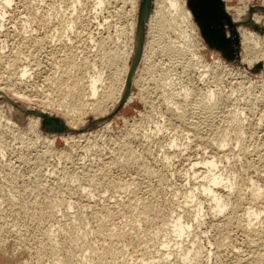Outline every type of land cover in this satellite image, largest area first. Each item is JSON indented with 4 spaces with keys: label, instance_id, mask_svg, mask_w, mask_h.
<instances>
[{
    "label": "rangeland",
    "instance_id": "1",
    "mask_svg": "<svg viewBox=\"0 0 264 264\" xmlns=\"http://www.w3.org/2000/svg\"><path fill=\"white\" fill-rule=\"evenodd\" d=\"M75 1L13 0L5 11V18L3 21L0 20V27H2L0 28V77L2 78L4 75V77H12L16 80V66H18L16 64H24L26 62L25 59L29 56L30 60L27 63L31 64L30 72L32 75L30 73L29 79H26L25 83L21 84L22 86L16 85V88H18L19 92L29 94L31 98L33 97V100L39 97L41 100L46 95L51 94L54 87L53 82L57 75V66L63 57L64 59L67 57L66 53L70 52L69 48L71 49L72 47L71 50L74 49L73 53L75 52L76 60L82 61L89 57L90 63H97L95 71L105 72L104 77H107L110 72L105 65L101 64V59L98 57L101 54L97 53L114 52L115 49L124 46V41H127L126 37L122 35V27L127 24L126 21L128 19L131 20L133 18L131 0H110V4L105 5L106 7L103 6V9H98L99 11L96 10L95 3H93L96 0H82L76 10H74L73 3ZM262 1L264 2V0H228L226 4L229 7L232 6L230 8L233 9L243 5L257 6L262 4ZM85 2L88 3L86 8L84 7ZM25 34L27 36L24 39ZM100 40L104 43L102 52L96 46ZM59 44L63 46L62 49L60 46L57 47ZM191 44L193 43L190 42V49L194 50L195 47H192ZM262 47V50H264V45ZM62 51H65V53ZM157 53L153 61L157 62V66L160 67L159 63L163 64L164 62L165 64L167 59L160 52ZM196 53L202 57L199 58L190 54L189 57L192 62L190 67L178 64L171 68L164 64V67L161 65L162 69L157 67L158 69L155 70L157 78L164 77V74L161 73L173 74L175 72L174 76L171 75V77L173 76V82L166 87V90L164 89V95H162L164 87L160 89L158 82L147 81L145 83L146 86L144 85L145 89L142 88V90L138 86L133 87L134 100L123 107L118 113L119 115L114 117L115 119L113 118L110 129L107 128V130L109 129L108 131L101 128L92 130L95 131L96 137L93 135L89 144L87 142L84 143L85 140H83L78 146V141L75 143L71 140L66 142L64 141L65 139L62 140L60 139L61 137H58L56 145L50 147L44 143L42 144V141L35 138L36 135L34 136L33 133L29 132V134L24 130L26 132H24V135L22 129L12 128L13 126L5 124L4 119H0V121L4 122V124L0 122V199L2 198L0 200V264H23V262L24 264H59V259H63L66 252L71 250L78 252V254L81 251H85L83 253L89 254L88 257L92 258L93 261L88 257H86L88 260L84 261H88L89 264H98L97 259L89 253L88 247L91 246L93 249L95 248L94 250L100 252L105 251V248L111 253L113 251L122 252L120 256L117 254L106 255L107 258L102 264H125L126 262L128 264H150L151 262L147 260V257H150L151 254L156 260L154 264L156 262L159 264V256L162 255L161 258H165L167 254L175 253L174 255L172 254L174 256L172 258L176 261L177 257L175 260V255L185 249L192 251L194 242L196 243L195 246L200 243L199 246L203 247L202 258L198 264H264V203L262 204L264 196L260 199L261 204L259 206L262 208H255H259L257 210L261 212L258 219L249 217V220L248 217L242 218L241 216L245 209L251 207L248 201L251 198L250 194L252 195L250 191L251 189L253 190L252 182L256 186L259 185L257 188H262L261 190L264 191V78H260L258 75L260 72L252 73L249 71L247 74H239V76L237 72L233 73L230 70L228 72V70H224L221 67L216 68L217 65L215 66L213 63L218 60L217 55L209 48L196 50ZM3 55L6 56L3 57ZM103 56L104 61L108 60L106 53ZM11 63L13 66L11 65L10 67ZM62 63L64 67L66 59ZM203 66H206L207 69L202 68ZM166 67L169 68L170 72H168ZM173 68H175V71ZM164 69L165 72L163 71ZM208 69L210 70L203 72ZM6 77L2 79L6 80ZM262 80L263 82H260ZM182 89L188 90L190 93L192 91L194 93L204 92L205 94L213 91L216 92V96L219 95L217 98L224 95V97H229V101L222 105L223 107L220 106L213 119L215 127L220 129L222 133L225 131L224 134H229V145L224 148V152L230 158L226 159L224 164L219 165L220 170L217 169V171H222L224 174H236L239 181L241 180L245 184L247 189L245 190L248 191H244L243 197L246 199L244 198L245 202L242 205V210L236 215V218L233 216L234 223L229 228L226 225V217L228 216L220 215L216 217L214 215V217L213 213L208 209V202L203 200L202 225L199 227L195 221H192V217L185 218L193 227L191 235L189 234V237L186 236L183 239L182 247H186H184L185 249L182 248L183 250L180 249L181 247L178 248L177 239L174 237H169V239L171 238L172 242L175 239V246L170 241L169 249L162 247L160 243L164 241L165 234L159 229V218L155 215L142 213L143 207L150 205V195L146 192L147 186L161 190L158 188L159 184H157L158 179L156 178L159 172L156 171H159L165 164V156L162 151L164 149L158 147L159 144H155L156 147H154L152 144L158 142L153 140V138L152 140L150 139L152 144L149 143V139L147 141V138H144L145 136H153L157 125L163 127V131L159 133V136L167 135L162 140L163 142L166 141L165 143H168L172 138L177 144L175 149L181 150L184 148L187 151L181 158L176 157L173 159L174 161L172 160L173 162L171 161L170 165L165 164L167 168L164 167L160 170L163 174L167 172L164 174L166 177L165 181L167 179L169 181L164 187H161V196L158 197V202L155 201V204L158 203V205L156 204L158 208H163L164 206L163 212L167 214L172 209L180 212L183 210L182 207L185 206L187 213L190 211L188 215L192 216L197 202L199 200L203 202L198 199L197 202L185 203L186 196L190 190L198 188L197 183L199 184L203 180L202 171H205L202 168L203 165L200 164L199 166L201 167L199 169L201 168V172L196 171L197 174L193 173V171L187 173L186 170L189 167L187 159L192 156L190 160L197 159V161H202L203 158V160H206L214 157L217 154L216 146L213 144L215 137H212L207 131H203L202 139H187V132L179 124L175 114L177 110L174 103L182 104V102L184 103L183 100H185L182 95H176ZM37 99L32 103L26 101L13 103L19 105L21 109L24 106L40 109L38 105H35L38 104L37 101L39 99ZM213 101L212 103L216 102L215 99ZM6 110L5 116H10L15 120L17 114L20 113V110L7 102ZM174 110L175 112H173ZM233 110H240L242 113L238 118L239 121L230 120V117H228L231 116L229 111ZM21 121H18V124L25 128L27 119L22 123ZM173 123L180 125V129L175 127L176 125ZM6 125L7 127H5ZM17 129L19 130L16 132ZM162 141L159 140V143ZM67 144L68 146L72 145V147H68ZM74 144H76V147ZM126 144L132 146L139 153L147 146L153 149L151 151L152 155L148 157L149 163L151 162L150 171L142 170L139 166L123 167L124 163H122L121 159L124 157H122L123 153L120 152L124 151V145ZM71 148L74 151H70L69 149ZM60 152H72L69 159L72 161L61 160L58 156ZM113 156L119 158L121 162H114L115 164L110 162ZM152 168H155L154 171ZM36 169H38V172ZM140 170H142L141 175L145 177H141ZM88 175L90 176L88 177ZM72 178L74 180L76 178V181L81 180L76 182ZM85 179L88 180L85 181ZM91 179H94L95 182L93 187H91L92 185H87ZM115 182L116 184H114ZM78 184L81 186L85 185L88 191L83 193L79 191L81 190L79 187L77 190ZM199 189L201 190V188ZM197 192L196 195L200 198ZM69 201L74 202L71 208L68 206ZM49 235L53 237V244L55 243L54 246L51 245L53 249L52 247L42 248L43 245L45 246L44 243H47L48 240L46 241V239H48ZM117 235H121V237L123 235L124 238L118 239ZM85 236L86 239H84ZM108 237H112V239L115 237V239L112 240ZM44 250L47 251L45 252ZM125 257H127V261H125ZM141 257L146 259L144 263L141 261ZM134 258H137V260H133ZM173 260L168 262L174 264ZM84 261L77 263L82 264Z\"/></svg>",
    "mask_w": 264,
    "mask_h": 264
},
{
    "label": "bare ground",
    "instance_id": "2",
    "mask_svg": "<svg viewBox=\"0 0 264 264\" xmlns=\"http://www.w3.org/2000/svg\"><path fill=\"white\" fill-rule=\"evenodd\" d=\"M81 1L82 0H76L73 3L74 4V6H73L74 10H76L78 4H80ZM84 1H86V0H84ZM109 1L110 0H96L95 2H93V1L92 2L95 3L94 6H96V10H98V9L100 10V9L104 8L103 6H105L107 4H110ZM223 1L225 3H227L228 0H223ZM12 2H13V0H3V1L0 2V20L3 21V19L5 18V14H6L5 11L12 4ZM87 2H85V5H84L85 8L88 6ZM130 2H131V5H132L131 7H132V14H133L132 16H133V18H131V20L128 19L126 21L127 24L122 27V35H124L126 37V39H127L126 42L124 41V46H121V47L115 49L114 52L97 53V54H101V56L100 55L98 56L101 59L100 60L101 64L105 65V67L110 72V74L107 77L106 76L104 77V73L105 72L95 71L97 63L96 62L95 63H90L91 61H89V59H88L89 57L83 59L82 61H78V60H76V57L74 55L75 52L73 53L74 49L71 50L72 47H71V49L69 48L70 52H67L66 49H65V51L67 52L66 56L68 57V58L67 57L65 58L66 59V65L63 67V63L62 62H64V60H65L64 57H63V59H61L62 61L57 66V75H56V77L54 79V82H53V86L54 87H53V90L51 91V94L46 95V97L42 98L41 100L39 99L40 97L38 98L39 99V101H37L38 104H35V105H38L40 107V109H36L35 107H32V106H30V107H25L24 106V108H22V109L23 110H38L40 112L47 113V114H50L52 116H57V117L63 119L66 122V124L70 128H72L73 130H78V129L82 128L87 123L88 117H93L94 119H100V118L108 116L116 108L117 104H119L121 102V100H122V98L124 96V93H125V90H126L127 79H128V76H129V72H130V69H131L133 58H134L135 53H136V47H137L136 46L137 45L136 44V33H137V25H138V13H139V7H140V0H131ZM153 5H154V10H153V13H152L149 21H148L147 38H146V42H145L144 49H143V55H142L141 63H140V66H139L135 76L133 77L132 88L135 87V86H138V88L140 87V89L142 90V88H144V85H145V83H147V81H154V82H158L159 83L160 89L164 87L163 88V94H162V95H164L166 87L170 83L173 82V78L172 77L174 76L173 74L175 72L173 74L172 73H167V74L161 73V74H164L163 75L164 77H162V76L159 77L161 75L160 74L158 76L159 78H157V76H155V70L158 69L157 67H159V66H157V64H158L157 62H156L157 63L156 64L153 61L155 54L157 52L158 53L160 52L167 59V62L165 64L163 62V64L164 65H168L169 68H171L173 66L175 67L177 64L178 65H182L184 67H190L192 65V62H191L190 57H189L190 54L196 55L197 57L201 58L202 56H200V55L198 56V54L196 53V50H203V48H208V46L205 43V41H204V39H203V37L201 35L200 29H199L198 25L196 24V22L194 20L193 14H192L191 10L188 7V1L187 0H154ZM260 6L264 7V2L263 1H262V4H260ZM230 7H232V6H230ZM230 7L228 6V4H226L227 11L229 12V14H231V16L233 17V20L235 22H240V21L244 20L248 16V12H249V9H250L251 5H243L242 7H236V8H233V9L230 8ZM253 21H254L255 24H257V25L261 26L262 28H264V16L262 14H260V13L253 14ZM0 28H2V27H0ZM239 35H240V40H241L240 65L228 64L226 61H224V59L221 57V55L219 53H217V52H215V53L217 55L218 60L215 63H213V64H215V66L217 65L216 68L221 67L224 70H228V72H229V70L232 71L233 73L237 72L238 73L237 75H239V74L240 75L241 74L242 75L243 74H247L252 68L261 65L262 69H261V71H260V73L258 75L260 76V78H264V50H262L263 49L262 46L264 45V34H260L258 32H255L254 30H251L250 28L241 27V28H239ZM26 36L27 35L25 34L24 39H25ZM30 39H32V38L30 37ZM28 41H27V43H28ZM190 42L193 43L191 45H192V47L193 46L195 47L194 50L190 49V46H189ZM61 44H62V42H61ZM59 46H60V44L57 47H59ZM96 46L98 47V50H100L102 52V48L104 46L103 41L102 40L98 41ZM60 47L62 49L63 46H60ZM58 50H57V52H58ZM65 51H62V52L65 53ZM105 53L107 54V57H108V60H106V61H104V59H103L104 58L103 55ZM5 56L3 55V57H5ZM196 56H194V57H196ZM28 57L25 59L26 62L24 64H22V65L16 64V65H18V66H16V68H17V72L15 74V77L17 78L16 80H14V78H12V77H8L7 78L6 76L5 77L7 79L3 80L2 78H5L4 75L3 76L1 75L2 78L0 77V119L1 120L4 119V121L6 122L5 124H7L8 126H13L12 128L16 127V128L22 129L23 134L25 132L24 130H26L28 133L29 132L33 133L34 136L36 135L35 138H37L38 140L42 141L41 142L42 144L44 143L45 145H48L50 147H52V146L54 147V145H56V140H57L58 137H61L60 139H62V140L65 139L64 141H66V142L71 140L73 143H75L76 141H78L79 142V144H77L78 146H80V142H82L83 140H85L84 143L85 142H87L88 144H89V142L91 143L90 140L93 137V135H94V137H96L95 134H94L95 131H92V130H89V131H86V132H83V133H79V134H70L69 133V134H63V135H50V134H45V133L42 132V130H41L42 120L39 117H35V116L28 117L27 118V123H25L26 126H24L25 128H22V126H20L18 124L19 123L18 121L23 120L22 119L23 118V113L21 112L23 110H21L20 113L17 114L16 120L11 118L10 116H5L4 113H5V111H7L6 110V102L9 105L11 104L9 101H12V102H15V103L20 102V101L21 102L26 101V102L32 103V102L36 101V99H37L36 98L35 100H33L32 99L33 97L31 98V96L29 94L19 92L17 90L18 88H16L17 87L16 85H19V86L21 84L23 85V82L25 83V80L29 79V76L32 75V73L30 72V69H31L30 65L31 64L29 65V63H27V61L30 60ZM61 58H62V56H61ZM155 59H156V57H155ZM163 64L159 63L161 69L164 67ZM11 65H12V63L10 64V67H11ZM161 65H163V67ZM207 67H209V66H207ZM166 68L168 69V72H170L169 68L168 67H166ZM202 68L207 69L206 66H203ZM165 69L163 70L164 72H165ZM174 69L175 68H173V70ZM209 70L210 69L204 70L203 72H206V71H209ZM160 72H162V71H160ZM30 73H31V75H30ZM171 75H173V76L171 77ZM247 78H249V77H247ZM260 82H263V80L260 81ZM24 87H25V85H24ZM176 95L177 96H181L182 95L184 97V99H185V100H183L184 103L182 102V104L177 103V102L174 103L175 107H176L175 109L177 110V112H175V110L173 112H175V114L177 115L176 118H177L179 124L187 132V134H186L187 137H188L187 139H192V138L195 139V140L196 139H202L203 138V131H207L209 134H211L212 137H215L213 144L216 146V150H217V154L214 157L211 156L212 158H210V159L203 160L204 159L203 158L202 161H197V159L196 160H190V158L192 156L189 159H187V162L189 161V167L186 170L187 173H189L191 171H193V173H196V171L197 172L198 171L201 172L202 171L201 168L199 169V167H201V166H199L200 164L203 165L202 168L205 171L204 172L202 171V179L203 180H201V182L199 184L197 183L198 188L196 187V189L194 188V189L190 190V192L188 191L189 194L186 196V202L185 203L188 204L189 202H194V201L197 202L198 199H201V201L204 200L205 202H208V205H207L208 209L211 211V213H213V216L214 215L216 217L220 216V215L228 216V217H226L227 218L226 225L229 228L234 223L233 216H235V218H236V215H238V213H240V211L242 210L241 209L243 207L242 205L245 202V200H244L245 197H243V195H244V191L247 190L245 188V184L242 183L243 181H241V180L239 181V179L236 177V174L233 175V173L231 171L230 172L232 174H230V173L228 174L227 172H226L227 174H224V173H222V171L221 172L217 171V169L220 170L219 169V165H221L222 163L224 164L225 160L230 158V157H228L227 153L224 152V148L229 145V138H228L229 134H224L225 131H224V133H222L220 129L215 127V124L213 123V121H214L213 119H214L215 115L217 114L220 106L226 104L229 101V97L228 96L224 97L225 95L224 96L220 95L221 97L217 98V96H219V95L216 96V92H213V91H210V93H207V94H205L204 92L203 93H197V92L194 93L192 91L190 93V92H188V90H185V89L184 90L182 89L181 91L176 93ZM134 98H135L134 97V93L131 90L130 94L127 97L125 106H127L129 103H131L134 100ZM1 99H3V100L1 101ZM214 99L216 100V102L212 103V101ZM229 112L231 113V116H228V117H230V120L239 121L238 118L242 115L240 110H237V111L233 110V111H229ZM112 120L103 123L98 128H101L102 130H107V128L110 127ZM0 122H2L4 124L3 121H0ZM230 122H232V121H230ZM176 123H177V121H176ZM176 123H173V124L176 125ZM7 125L5 127H7ZM180 125L179 126L176 125L175 127H177V128L179 127V129H180ZM18 130L19 129H17L16 132ZM10 131H11V129H10ZM98 131H99V129H98ZM162 131H163V127L157 125V128L155 130L156 134L153 133L154 134L153 136H151V135L150 136H145L144 135L145 137L144 136L143 137L145 139L147 138V141L149 139V143H151L152 138H153V140H156V142H158V143H154V141H153L154 144H152V143L151 144L154 145V147H156V145L159 144L158 147H162V149H164V150H162L160 148L163 151L164 156H165L164 157L165 158V164H169L176 157H180L181 158V156L185 155V153H186L185 151H187V149H184V148H183L184 150L183 149H181V150L180 149H175V147H177V144H176V141L174 139H172V138H171V140L168 143H165L166 141L163 142L162 140L165 139L167 135L165 134L166 136L163 135L162 137H160L159 133H161ZM101 132H103V131H101ZM96 134H98V132H96ZM129 137H131V136H129ZM3 140H4V138H3ZM93 140H95V138H93ZM159 140L162 141L163 143L162 142L159 143ZM36 143H38V142H36ZM69 144H71V143L69 142ZM74 145L76 147V144H74ZM67 146H68V144H67ZM70 146L72 147V145H70ZM70 146H68V147H70ZM87 146H90V145H87ZM141 147H142V144H141ZM151 147H153V146H151ZM78 148L80 149V147H78ZM143 148H144V146H143ZM18 150H19V148H18ZM69 150L71 151L72 148L69 149ZM123 150H124L123 152H120V153H123L122 157H124V158L121 159L123 161L122 163H124L123 167H125V168H129L130 167L131 168L132 166H139V168L142 169V170L150 171L149 169H150V163L151 162L149 163L148 157L152 155L151 151L153 150V149L150 148V146L149 147L147 146V148H145L143 151H141V153L135 151L132 148V146H130L129 144L128 145L127 144L124 145V149ZM70 151H68V152H70ZM72 151H74V150H72ZM82 151H83V148H82ZM71 153L60 152L58 156H59V158L61 160L62 159L69 160L71 158V155H72ZM244 154H245V152H244ZM114 156H116V155L114 154ZM114 156L111 158L110 162H113V163L114 162H116V163L121 162L119 160V158H116ZM120 158H121V156H120ZM165 164L162 166L161 169H163L164 167L167 166ZM121 167H122V165H121ZM166 168H165V171H166ZM152 169L154 171L155 168H152ZM161 169H159V171L155 170L156 172H159V173H157L158 175H156L157 176L156 178L158 179V181H157L158 182L157 184H159L158 188L161 189V190H158L155 187H154L155 188L154 189L153 187H151L149 185L147 186V191L146 192H147V194L150 195V199H149L150 200V205L143 207V210H142L143 212L142 213L145 214V215H155L156 217L159 218L158 219L159 220L158 223H159V226H160L159 229H161V231H163L164 234H165L164 241H162V243H160V245H162V247L169 249L171 238L174 237L175 239H177V244L179 245L178 248L181 247L180 249H182V248L185 247V246L182 247V245H183L182 243H184L183 239L186 236L189 237V234L191 235V229L193 227V225H190L189 222H187L185 220V218L192 217L193 218L192 221L193 222L195 221L196 224L200 227L202 225V222H203L202 221V213H203V208H204V201L200 202V200H199V202H197V205L195 204L196 205V209H195L194 213L192 212L193 213L192 216L188 215V213H190V211L187 213V208L185 206L182 207L183 210L180 211V212H179V210H176V209L173 210L172 209V211H170V213H168V214L164 213L163 212L164 211L163 210L164 206H163V208L161 207L162 208L161 209V208H158V206H157L158 203H156L157 205L155 204V201L158 202V197L161 196L160 195L161 194L160 191H162L161 187H164L165 184L168 183L167 181H169L168 179H167V181H165L166 177H165L164 174H166L167 172L163 174L162 171H160ZM36 170L38 172V169H36ZM142 170H140V172ZM90 171H91V169H90ZM148 171H147V173H148ZM234 171H235V169H234ZM152 173H154V172H152ZM101 174H104V173H101ZM141 174H142V172L140 173V175ZM68 175H69V173H68ZM90 175H88V177ZM75 176H73V177H75ZM142 176H144V175H141V177ZM80 178H81V176H80ZM15 179H17V178H15ZM37 179H39V178H37ZM72 179L74 180V178H72ZM80 180H78V181H80ZM86 180H88V179H85V181ZM74 181H76V178H75ZM78 181H76V182H78ZM147 182H145V183H147ZM80 184H82V183H80ZM114 184H116V182ZM119 184H121V183H119ZM87 185H92L91 187L95 186L94 179H91L89 181V184H87ZM112 185H113V182H112ZM83 186H85V185H83ZM83 186L78 184L77 190H78V187H79L81 189L79 191H81L83 193L87 192L88 188H86V186L85 187H83ZM251 186H253L252 187L253 190L252 189L250 190L252 195L250 194L251 198H250L249 201L247 200L248 203H249V206H251V207H249L247 209L243 208L245 210H244V212L242 213L241 216H242V218L243 217H248V218L249 217L250 218L254 217V219L255 218L258 219L260 214H261V212H260V210L258 211L257 209H259L261 207V206H259L261 204L260 199H261V197L264 196V191L261 190L262 188H257V186H259V185L256 186L255 183H253V182H252ZM199 188H201V190ZM28 189L30 190V188H28ZM165 189H166V187H165ZM25 190H27V189H25ZM58 190H60V189H58ZM196 191H198L197 193H199V197L200 198L197 197ZM250 191H249V193H250ZM31 192H32V190H31ZM246 192H248V191H246ZM151 197H152V199H151ZM8 202H9V200H8ZM60 202H58V203H60ZM263 203L264 202H262V204ZM60 204H62V203H60ZM73 204H74V202H72V201L68 202V206L70 208L72 207ZM58 206H56V207H58ZM256 207H259V208L255 209ZM49 210H50V208H49ZM250 218H249V220H250ZM249 225H250V223H249ZM245 229H247V228H245ZM88 230H90V229H88ZM168 230H169V232H168ZM52 231L54 233V229ZM52 231H51V233H52ZM98 234H99V232H98ZM170 235H172V236H170ZM112 237H108V238L112 239ZM117 237H118V239L119 238H124L123 235H122V237H121V235L120 236L117 235ZM169 237H171V238L169 239ZM52 238L53 237H51L49 235L48 239H46V241L48 240L47 243H44L45 246L43 245L44 247L42 246V248H45V247H49L50 248V247H52V249H53V246H54L55 243L53 244ZM79 239H81V238H79ZM84 239H86V236H85ZM114 239H115V237L112 240H114ZM175 239L173 240V242L172 241L171 242L172 243L176 242ZM187 240H188V238H187ZM224 240H225V238H224ZM76 243H77V241H76ZM85 244H87V243H85ZM89 244H91V243H89ZM195 244L196 243L194 242V247H193L192 251L191 250L188 251V249H185L186 248L185 247L184 248L185 250L182 249L183 251H181V253L176 254L177 256L175 255V258H174L176 260V257H177L176 261H174L173 258H172V256L175 253L167 254L165 256V258H161L162 255L159 256L160 257L159 258L160 259V263L162 262V264L163 263L164 264H172V263H169L168 261L173 260L174 264H198V262H200L201 258H202L201 255L203 254L202 253L203 252L202 251L203 247L199 246L200 243L197 244L196 246H195ZM51 245H53V246H51ZM174 246H175V243H174ZM188 246H189V244H188ZM88 248H89L90 252L89 251H87V252H89L90 255L94 256L95 259H97V261L99 262L98 264L104 263L105 259L107 258L106 255H108V254H110V255L117 254L119 256L122 254L121 251H119V252L118 251H115V252L113 251L112 253L108 252L106 250V248H105V251L102 250L103 252L94 250L95 248L93 249L92 246L88 247ZM107 248H110V247H107ZM113 248H114V246H113ZM45 249H47V248H45ZM96 249H97V247H96ZM45 252H43V253H45ZM83 252H85V251H81V253L78 254V252H75V251H72V250L68 251V252H66L64 258L63 259L61 258L62 260L59 259V261H60L61 264H73V263L78 264L77 262H83L84 260H88L86 257H88L89 254L86 255ZM39 255H40V253H39ZM151 255H150V257H147V260H149V262H151L150 264H154L155 263L154 261H156V260H154L155 257L153 255H152L153 256L152 257ZM132 257H133V255H132ZM122 258L124 259V257H122ZM126 258L127 257H125V259ZM89 259H91L93 261L92 258H89ZM135 259L137 260V258H134L133 260H135ZM125 261H127V259ZM141 261L144 263L146 261V259L142 258ZM85 262L86 261H84V263H82V264H85ZM87 263H88V261L86 262V264ZM23 264H24V262H23ZM156 264H157V262H156ZM200 264H202V263H200Z\"/></svg>",
    "mask_w": 264,
    "mask_h": 264
},
{
    "label": "water",
    "instance_id": "3",
    "mask_svg": "<svg viewBox=\"0 0 264 264\" xmlns=\"http://www.w3.org/2000/svg\"><path fill=\"white\" fill-rule=\"evenodd\" d=\"M188 7L191 10L194 20L198 25L201 35L207 44L208 48L217 52L228 63L240 65L241 40L239 28L246 27L264 34V28L257 25L253 21V14L260 13L264 16V7L257 5L251 6L248 16L240 21L235 22L233 17L226 8V3L223 0H187ZM154 0H140L138 13V25L136 33V53L133 58L129 76L127 79L126 90L121 102L118 106L106 117L94 119L90 117L88 122L80 129L73 130L66 122L57 117L38 110H23L21 107L12 101H9L16 109L23 110V121L30 116L39 117L42 120L41 130L45 134L63 135V134H79L89 130L98 128L103 123L112 120L125 107L128 95L132 90L133 77L135 76L143 55V49L147 38L148 21L153 13ZM262 66L252 68V73H259ZM55 122V123H54Z\"/></svg>",
    "mask_w": 264,
    "mask_h": 264
},
{
    "label": "snow or ice",
    "instance_id": "4",
    "mask_svg": "<svg viewBox=\"0 0 264 264\" xmlns=\"http://www.w3.org/2000/svg\"><path fill=\"white\" fill-rule=\"evenodd\" d=\"M55 123V122H54Z\"/></svg>",
    "mask_w": 264,
    "mask_h": 264
}]
</instances>
